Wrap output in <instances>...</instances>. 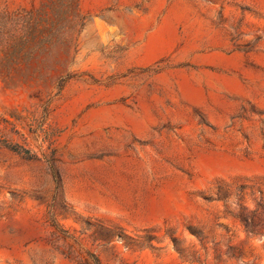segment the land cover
Here are the masks:
<instances>
[{"label": "rangeland", "instance_id": "374dc122", "mask_svg": "<svg viewBox=\"0 0 264 264\" xmlns=\"http://www.w3.org/2000/svg\"><path fill=\"white\" fill-rule=\"evenodd\" d=\"M0 264H264V0H0Z\"/></svg>", "mask_w": 264, "mask_h": 264}]
</instances>
